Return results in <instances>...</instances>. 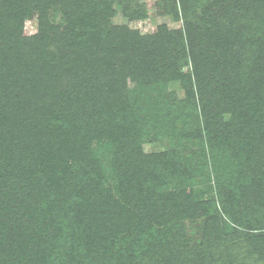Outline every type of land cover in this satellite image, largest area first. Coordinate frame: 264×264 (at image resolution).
<instances>
[{"label":"trees","instance_id":"trees-1","mask_svg":"<svg viewBox=\"0 0 264 264\" xmlns=\"http://www.w3.org/2000/svg\"><path fill=\"white\" fill-rule=\"evenodd\" d=\"M115 1L0 0V264H264V0Z\"/></svg>","mask_w":264,"mask_h":264},{"label":"rangeland","instance_id":"rangeland-1","mask_svg":"<svg viewBox=\"0 0 264 264\" xmlns=\"http://www.w3.org/2000/svg\"><path fill=\"white\" fill-rule=\"evenodd\" d=\"M157 1L159 0H137V5L143 6L145 8L146 16L132 21H128L126 19V16L124 15V12L121 9V5L115 1L112 5L113 11L115 13L113 15H110L109 12L107 21L111 25L118 27L126 23L128 29H130L131 31L140 32L142 36L153 33L154 31H156V28L162 24H166L170 29L180 28L182 24L181 21H174L171 16L166 14L167 11L165 6H158L156 4ZM55 23L58 24L60 23V21L57 19L55 20ZM36 26L37 22L35 18L32 20H26L24 22L23 27L24 36L28 37L29 35L34 34L36 32ZM187 69V66H184L183 71L186 72ZM168 95L171 98L177 100L184 98L183 90L179 87L178 83H173L169 85ZM178 113L180 114L181 111H178ZM167 144V142H156L154 137H142L140 140V147L145 154H150L159 151L162 152L165 150ZM185 225L187 235L192 236V239L198 240L199 237L195 236H198V234H196V232L199 233L197 226L200 227V225L190 224V222L188 221L185 222ZM128 235L129 232H125L123 234H120V237L123 240Z\"/></svg>","mask_w":264,"mask_h":264}]
</instances>
